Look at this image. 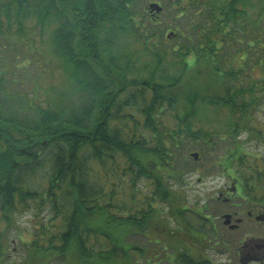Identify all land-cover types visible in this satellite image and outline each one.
Wrapping results in <instances>:
<instances>
[{"label":"trees","instance_id":"obj_1","mask_svg":"<svg viewBox=\"0 0 264 264\" xmlns=\"http://www.w3.org/2000/svg\"><path fill=\"white\" fill-rule=\"evenodd\" d=\"M143 1L0 0V97L16 94L18 80L29 88L20 109L0 100V264H16L13 233L19 264H141L148 248L182 253L196 240L177 186L200 173L189 152L202 147L209 162L240 146L192 120L226 108L229 136L257 130L264 5L252 13V0H150L172 20L159 26ZM133 42L151 64L130 54ZM51 67L77 103L65 101V88L41 98L53 87L32 72ZM28 212L25 241L19 218Z\"/></svg>","mask_w":264,"mask_h":264},{"label":"flooded vegetation","instance_id":"obj_2","mask_svg":"<svg viewBox=\"0 0 264 264\" xmlns=\"http://www.w3.org/2000/svg\"><path fill=\"white\" fill-rule=\"evenodd\" d=\"M250 126L257 130L243 127L236 138H226L229 145H240L237 152L233 147L213 152L211 161H204L211 168L197 169L199 183L209 180L214 192L206 196L203 213L196 210L197 220L190 221L189 228L199 243L194 240L179 254L148 248L141 264H264V152L249 151L253 142L264 144V125L252 121ZM253 133H259V140L250 139ZM232 156L238 159L233 165ZM223 178L225 182H221Z\"/></svg>","mask_w":264,"mask_h":264},{"label":"rangeland","instance_id":"obj_3","mask_svg":"<svg viewBox=\"0 0 264 264\" xmlns=\"http://www.w3.org/2000/svg\"><path fill=\"white\" fill-rule=\"evenodd\" d=\"M150 0H144L140 4V9L147 11L148 9V4ZM253 6L249 7V11L252 13H256L261 9V6L264 5V0H252ZM149 17V16H148ZM151 19V18H150ZM172 22L171 18L169 17L168 13H160L159 18L154 22L155 24H158L159 26H164V25H170ZM174 25V24H173ZM169 31H175V27L169 26L168 30L164 34V41L171 46L174 43L175 36L173 35L171 38L167 37V33ZM130 54L133 55H143L144 54V60L147 61L148 63H152L153 61V56L151 55H146V50H144V46H142L139 43L133 42L129 48H128ZM9 51L13 52L11 48ZM39 63H42V60L39 61ZM54 69V70H51ZM33 75H37L38 77L37 80L42 82L43 87H48L52 86V90L49 92L48 96L45 94L44 89L41 90V98H46L50 97L52 99L57 98V93L62 90V88H65L64 92V99L67 103H70V101H74V103H77L78 100V95L74 93L73 91L70 90V88L61 80V71L58 69H55L53 67L50 68V71H37L33 70L32 72ZM255 76L260 77L261 76V71L259 68L255 70ZM12 90L16 93L14 95H9V96H4L2 95L0 97V100L2 103L6 106H11L17 109H20L23 105L25 104V99L23 96H27L29 93V88H26L23 86V83L18 80L14 83H12ZM27 92L24 94V92ZM18 94V95H17ZM1 103V106L3 105ZM264 105V104H263ZM210 110L208 108L200 110L199 114L192 120L194 126L197 128L200 126V122L204 124L207 129L211 132H217V131H226L225 127L227 124V119H228V110L226 108H219L217 110L215 107H210ZM23 111H26L27 114L24 116H32L33 111H30L28 109H25ZM256 119L264 125V106L263 108L256 113ZM212 126V127H208ZM222 136H225V134L222 133ZM251 148L249 151H260L264 152V144H257L256 142H253L251 144ZM202 148V147H201ZM200 147H193L191 151H199L202 156V162L195 163V161L190 158V164L192 166H196L195 170L197 167L200 165L204 164V155L203 151ZM222 149V148H220ZM190 151V152H191ZM221 182H225V179L223 178ZM210 182L209 180H206L203 183H199L198 181V176L197 174H189L186 178V182L183 184H178L177 186L182 189L188 204L191 206V210L197 209L199 210L204 202L206 201V196H211L214 192L211 191L210 189ZM188 218L192 221L195 222L197 220V214L193 212H188L187 213ZM32 218L31 213H25L20 216V227L22 228L24 235L21 237L23 240L28 241L30 240L31 236L28 233V230L31 228V224L28 222ZM11 240H12V245H11V251H12V258L16 261V264H19V262L22 259V255H24L22 251V247L20 246V240L17 238L16 234L11 235ZM150 241H148L149 243Z\"/></svg>","mask_w":264,"mask_h":264},{"label":"water","instance_id":"obj_4","mask_svg":"<svg viewBox=\"0 0 264 264\" xmlns=\"http://www.w3.org/2000/svg\"><path fill=\"white\" fill-rule=\"evenodd\" d=\"M149 10L151 13H160L163 10V8L159 3L152 2L149 4ZM168 37L170 38L171 34H169ZM199 155H200L199 152H193L191 154V156L194 157L195 159L199 158Z\"/></svg>","mask_w":264,"mask_h":264}]
</instances>
